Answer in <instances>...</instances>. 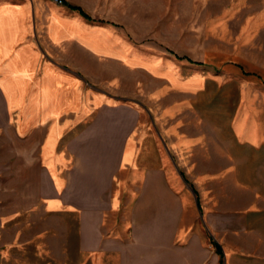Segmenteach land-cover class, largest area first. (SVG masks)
<instances>
[{
    "label": "crops",
    "instance_id": "1",
    "mask_svg": "<svg viewBox=\"0 0 264 264\" xmlns=\"http://www.w3.org/2000/svg\"><path fill=\"white\" fill-rule=\"evenodd\" d=\"M64 5L44 19L39 1L0 0V264H206L209 239L220 264H235L204 214L200 171L206 165L211 185L224 171L248 197L243 215L264 217V2L243 8L242 40L257 50L242 55L241 75L229 73L241 83L238 114L227 94L219 109L215 92L193 109L172 100L158 111L154 99L134 106L123 101L140 97L108 95L102 86L117 77L105 65L124 59L96 52L79 34L55 39L52 30L74 18L91 23L73 8L81 6ZM141 71L156 81L152 69ZM54 73L76 80L72 106L63 100L57 109L42 96ZM199 74L192 84L162 79L148 96L177 85L202 95ZM89 82L98 92L84 90ZM144 114L154 129L143 147ZM226 232H235L232 223Z\"/></svg>",
    "mask_w": 264,
    "mask_h": 264
},
{
    "label": "rangeland",
    "instance_id": "2",
    "mask_svg": "<svg viewBox=\"0 0 264 264\" xmlns=\"http://www.w3.org/2000/svg\"><path fill=\"white\" fill-rule=\"evenodd\" d=\"M36 1L41 3L44 19H48L49 13L54 8L65 6L64 3H57L56 0ZM63 1L83 7L84 9L80 8L92 19H90L91 23H86L74 18L68 27L62 29L56 27L52 30L55 39L67 33L79 34L96 52L120 56L124 59L125 63L120 66L110 62L105 65L106 70L117 77L102 86L108 95L118 92L128 98L140 97L141 103L132 99L121 100L134 106H140L142 103L144 105L147 100L154 99L157 105L156 103L153 105V110L158 111L162 105L172 100H175L176 105L190 103L192 105H187V108L193 109V104L206 101L207 95L215 92L218 96L219 109L224 104V97L227 94L228 110L231 109L235 114L239 113L241 83L239 78L232 77L229 73L235 71L241 75L242 55L256 53L257 50L254 43L242 40L245 31L242 19L246 12L243 8H247V5L255 6L264 0ZM54 17L60 20L64 15L54 13ZM9 22L12 23L11 18ZM41 27L42 33L45 34L47 24L43 22ZM249 44L251 48L248 47ZM42 45L45 50L44 40ZM61 47L63 46L60 43L58 48ZM137 67L138 71H133ZM146 67L152 69L153 77L157 82H153L152 78L149 80L150 77L146 76L145 71H141ZM91 69L98 70L95 64H91ZM199 73L203 74L200 78L203 96L197 93L200 89H195L196 87L180 88L181 86L178 85L170 88V92L167 91L172 94L171 97H168L166 92L154 98L148 96L151 87H159L162 79L164 82L172 80L176 84H192L199 78ZM48 78L41 91L44 98L55 101L57 109L62 107L63 100H66L68 106L76 103L79 96L74 90L77 85L76 80L66 74L56 73ZM87 88L92 94L98 92L100 87L92 82L84 83V90ZM184 92L194 93V96L186 98L181 94ZM153 129L151 119L144 114L138 125L137 131L142 135L137 141L138 144L146 146L145 132ZM205 168L206 165H202V171ZM202 171H200V178L203 181L202 205L204 214L211 215L209 217L214 223L213 231L216 232L212 231L213 237L221 244L226 256L230 248L228 253L235 264H264V261H259L264 258V217L255 216L248 219L243 215L242 208L247 203L245 200L247 201L248 197L243 196L240 184L238 187L232 186L231 181L235 182V180H228L229 184L227 183L224 171L215 185L204 181ZM238 174L240 175V170ZM231 223L235 229L233 234L226 232V225L230 226ZM243 226L248 228V232L242 231ZM208 247L212 262L207 263H213L218 259L220 264V255L217 256L216 248L210 239Z\"/></svg>",
    "mask_w": 264,
    "mask_h": 264
},
{
    "label": "trees",
    "instance_id": "3",
    "mask_svg": "<svg viewBox=\"0 0 264 264\" xmlns=\"http://www.w3.org/2000/svg\"><path fill=\"white\" fill-rule=\"evenodd\" d=\"M73 8H77V9H79V10H81L82 11V13L85 15V16H88L80 7H73ZM89 17V16H88ZM90 18V17H89Z\"/></svg>",
    "mask_w": 264,
    "mask_h": 264
},
{
    "label": "built area",
    "instance_id": "4",
    "mask_svg": "<svg viewBox=\"0 0 264 264\" xmlns=\"http://www.w3.org/2000/svg\"><path fill=\"white\" fill-rule=\"evenodd\" d=\"M56 1H57V3H59V4H63V3H64L63 0H56Z\"/></svg>",
    "mask_w": 264,
    "mask_h": 264
}]
</instances>
